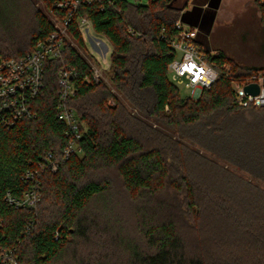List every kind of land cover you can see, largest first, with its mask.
<instances>
[{"label": "trees", "instance_id": "1", "mask_svg": "<svg viewBox=\"0 0 264 264\" xmlns=\"http://www.w3.org/2000/svg\"><path fill=\"white\" fill-rule=\"evenodd\" d=\"M40 1L63 14L55 0ZM36 3L0 0V58L23 55L53 29ZM183 3L80 5L76 16L110 45L108 79L86 81L74 19L76 46L45 63L34 116L0 120V252L11 250L16 264H264V106L236 107L231 89L264 67L205 50L217 78L198 98L182 97L167 68ZM62 63L76 70L70 105L83 134L81 153L51 172L44 157L58 159L66 142L56 111ZM33 185L34 208L8 202Z\"/></svg>", "mask_w": 264, "mask_h": 264}, {"label": "built area", "instance_id": "2", "mask_svg": "<svg viewBox=\"0 0 264 264\" xmlns=\"http://www.w3.org/2000/svg\"><path fill=\"white\" fill-rule=\"evenodd\" d=\"M109 2V0H55L53 7L64 11L61 16H54L53 29L43 38L35 41L33 46L17 58H0V120L5 125H12L23 117H32L31 102L43 86L44 66L47 61L61 59L69 43L76 46L70 26L74 19L82 34H90L91 24L84 17H77L76 12L80 5L94 2ZM264 2V0H261ZM77 17V18H76ZM177 33L169 40L170 46L176 51V56L168 64V74L174 80L185 81L191 88V97L198 98L203 90L210 88L217 72L215 64L207 60L205 50L196 42L198 28L186 25L179 19L175 22ZM104 44L96 38L94 46ZM107 47V46H106ZM179 52V56H177ZM107 49L102 54L105 56ZM91 66V77L86 81L99 82L102 78L98 69L99 60L91 50L85 54ZM104 61V59H103ZM76 70L69 64L62 63L57 70V118L66 127V142L58 159H52L51 154L44 157L45 164L51 172L58 168L59 161H65L75 154L81 153L79 140L83 130L75 109L70 100L76 92L74 77ZM255 84L257 92L245 91V86ZM233 94L232 103L236 107L259 108L264 106V68L256 69L248 75L234 78L231 81ZM35 171L27 172L32 178ZM40 193L36 185L29 188L19 198L7 195V200L15 207L34 208L39 201ZM0 264H16V256L11 250L0 252Z\"/></svg>", "mask_w": 264, "mask_h": 264}, {"label": "rangeland", "instance_id": "3", "mask_svg": "<svg viewBox=\"0 0 264 264\" xmlns=\"http://www.w3.org/2000/svg\"><path fill=\"white\" fill-rule=\"evenodd\" d=\"M138 1L144 3L147 0ZM36 5L54 20L50 8L48 9L43 2L37 0ZM222 10L223 12H202L199 29L204 32L207 41L203 50L209 52L222 50L242 66L264 67V12H261L255 0H223ZM82 36L86 44L85 52L89 53L90 50L94 52L99 60L97 67L101 70L102 78L107 80L104 71L109 68L108 41L103 36L95 34L92 29L89 35ZM96 38L101 39L104 44L94 46ZM106 49L107 53L103 56ZM179 55L177 52V56ZM168 78L178 87L182 97L191 95V88L186 86L185 81L174 80L170 74Z\"/></svg>", "mask_w": 264, "mask_h": 264}, {"label": "crops", "instance_id": "4", "mask_svg": "<svg viewBox=\"0 0 264 264\" xmlns=\"http://www.w3.org/2000/svg\"><path fill=\"white\" fill-rule=\"evenodd\" d=\"M222 1L216 0V4L211 5V0H182L183 7L181 9V13L184 14V17H181L179 20L191 26H196L198 28L196 35V42L198 45L203 48L207 44L206 35L204 32L200 31V18L202 16V12H223L222 10Z\"/></svg>", "mask_w": 264, "mask_h": 264}, {"label": "water", "instance_id": "5", "mask_svg": "<svg viewBox=\"0 0 264 264\" xmlns=\"http://www.w3.org/2000/svg\"><path fill=\"white\" fill-rule=\"evenodd\" d=\"M245 91L256 93L257 92V86L255 84H248L245 86Z\"/></svg>", "mask_w": 264, "mask_h": 264}]
</instances>
